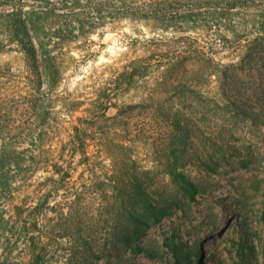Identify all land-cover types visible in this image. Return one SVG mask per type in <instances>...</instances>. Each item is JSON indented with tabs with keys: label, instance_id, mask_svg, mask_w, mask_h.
<instances>
[{
	"label": "rangeland",
	"instance_id": "rangeland-1",
	"mask_svg": "<svg viewBox=\"0 0 264 264\" xmlns=\"http://www.w3.org/2000/svg\"><path fill=\"white\" fill-rule=\"evenodd\" d=\"M263 32L264 0H0V264H264ZM139 188L172 212L127 248Z\"/></svg>",
	"mask_w": 264,
	"mask_h": 264
},
{
	"label": "trees",
	"instance_id": "trees-1",
	"mask_svg": "<svg viewBox=\"0 0 264 264\" xmlns=\"http://www.w3.org/2000/svg\"><path fill=\"white\" fill-rule=\"evenodd\" d=\"M18 18L20 23H25V20L22 16H19ZM262 35L264 37V32ZM260 39L261 38H256L255 40H253V42H256ZM40 41L41 40H39V43ZM30 46L32 47L34 53L35 45L31 39ZM127 75L132 78L135 75V72H126V74H124V76ZM88 146L89 144L81 139L79 142L77 141L74 143L73 150L79 152L87 158ZM168 174L171 176L172 180L179 186L185 197H187L191 201H194L196 199V197L200 193V189L185 171L180 170L177 166L172 165L169 167ZM132 197L137 205L130 210L128 214V224L120 232L118 239L119 242L127 248L133 247L134 244L141 239V237L147 232L148 229L160 223L172 212V208L163 206L155 202L150 193L144 188H139V190ZM174 251L178 257V261H180L179 257L181 256V254L179 249L176 248Z\"/></svg>",
	"mask_w": 264,
	"mask_h": 264
},
{
	"label": "bare ground",
	"instance_id": "bare-ground-1",
	"mask_svg": "<svg viewBox=\"0 0 264 264\" xmlns=\"http://www.w3.org/2000/svg\"><path fill=\"white\" fill-rule=\"evenodd\" d=\"M208 247V246H207ZM210 248V247H209Z\"/></svg>",
	"mask_w": 264,
	"mask_h": 264
}]
</instances>
